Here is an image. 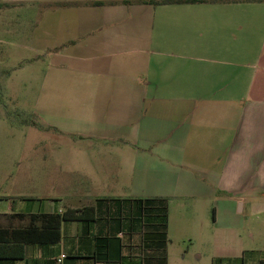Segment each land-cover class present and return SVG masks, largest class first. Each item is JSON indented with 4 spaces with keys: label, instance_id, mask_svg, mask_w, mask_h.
<instances>
[{
    "label": "crops",
    "instance_id": "crops-1",
    "mask_svg": "<svg viewBox=\"0 0 264 264\" xmlns=\"http://www.w3.org/2000/svg\"><path fill=\"white\" fill-rule=\"evenodd\" d=\"M140 1L0 0L2 33L36 13L33 114L70 146L66 183L0 197V264H168L172 201L264 213V0ZM64 213L44 240L42 216Z\"/></svg>",
    "mask_w": 264,
    "mask_h": 264
},
{
    "label": "rangeland",
    "instance_id": "rangeland-1",
    "mask_svg": "<svg viewBox=\"0 0 264 264\" xmlns=\"http://www.w3.org/2000/svg\"><path fill=\"white\" fill-rule=\"evenodd\" d=\"M35 18L31 12L29 22ZM29 22L21 34L0 32V197L21 196L31 182H67L64 177L56 178L61 172L53 168L55 156L62 153L61 165L68 159L67 139L39 128L33 114L41 74L40 67L27 65L35 56L26 48ZM42 159L47 161L42 163ZM213 212L218 221H213ZM227 212L212 202L172 201L168 264H238L233 257L243 252L264 255V213L240 211L239 204L232 205L230 216ZM248 258L244 256L245 261Z\"/></svg>",
    "mask_w": 264,
    "mask_h": 264
},
{
    "label": "trees",
    "instance_id": "trees-1",
    "mask_svg": "<svg viewBox=\"0 0 264 264\" xmlns=\"http://www.w3.org/2000/svg\"><path fill=\"white\" fill-rule=\"evenodd\" d=\"M246 1H254V0H246ZM141 3H148V4H153V5H166V4H182V3H201V2H206V0H150V1H140ZM123 4H129L130 2L128 1H123ZM103 2H94L92 5L98 6V5H103ZM72 4H67V3H55L50 5L51 7H63V6H68ZM4 4L0 3V8H3ZM87 212H91V209H83L80 211L82 214H86ZM89 217V216H88ZM42 218L45 220L50 221H45V229L48 230L50 235L49 236H44L46 241H51V242H56L59 240V226L60 222L62 220H68L71 219L69 218L68 214L64 213L62 216L59 215H43ZM212 219L214 220V212L212 214ZM162 221H167V214H166V209H163V215H162ZM48 225V226H47ZM0 233H6L5 230H0ZM10 235H18L20 237L19 239L21 241H31L34 240L33 236H31L32 232L31 229H25V230H12L8 232ZM18 257L20 254L17 255Z\"/></svg>",
    "mask_w": 264,
    "mask_h": 264
},
{
    "label": "built area",
    "instance_id": "built-area-1",
    "mask_svg": "<svg viewBox=\"0 0 264 264\" xmlns=\"http://www.w3.org/2000/svg\"><path fill=\"white\" fill-rule=\"evenodd\" d=\"M63 257V256H62Z\"/></svg>",
    "mask_w": 264,
    "mask_h": 264
}]
</instances>
